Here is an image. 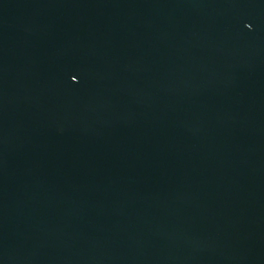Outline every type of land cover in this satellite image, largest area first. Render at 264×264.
<instances>
[{"label":"water","instance_id":"water-1","mask_svg":"<svg viewBox=\"0 0 264 264\" xmlns=\"http://www.w3.org/2000/svg\"><path fill=\"white\" fill-rule=\"evenodd\" d=\"M0 264H264V0H0Z\"/></svg>","mask_w":264,"mask_h":264}]
</instances>
